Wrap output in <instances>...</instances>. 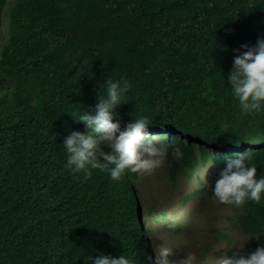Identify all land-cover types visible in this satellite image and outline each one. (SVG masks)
Returning a JSON list of instances; mask_svg holds the SVG:
<instances>
[{
  "label": "trees",
  "instance_id": "trees-1",
  "mask_svg": "<svg viewBox=\"0 0 264 264\" xmlns=\"http://www.w3.org/2000/svg\"><path fill=\"white\" fill-rule=\"evenodd\" d=\"M258 36L264 0H0V264H85L97 250L148 264L157 235H177L154 207L136 223L124 180L92 169L81 181L64 167L63 137L84 129L70 113L91 111L108 79L132 85L121 129L146 116L147 131L183 151L165 161L169 183L211 162L219 172L238 152L264 177V111L241 112L227 84L233 49ZM229 206L227 221L256 237L223 254L264 245V195Z\"/></svg>",
  "mask_w": 264,
  "mask_h": 264
},
{
  "label": "clouds",
  "instance_id": "clouds-1",
  "mask_svg": "<svg viewBox=\"0 0 264 264\" xmlns=\"http://www.w3.org/2000/svg\"><path fill=\"white\" fill-rule=\"evenodd\" d=\"M221 47L222 50L226 48ZM233 52L238 54L233 56L227 73V84L233 99L245 114L264 111V37L258 36L252 45L242 43ZM131 87L130 81L123 77L118 81L106 80L105 90L103 94H97V102L91 111L79 109L70 113L74 120L83 122L84 129L71 130L60 144L66 156L64 167L73 174L74 179L87 180L91 176V170L98 169L107 172L110 180L122 179L129 184L130 192L136 198L134 219L142 227L144 218L135 185L137 178L132 179L125 173H136L137 177L151 175L162 165L165 168L169 155L180 159L183 151L170 141L162 142L157 137L165 134L162 131L156 134L154 130L147 131L146 126L150 123L146 116L133 117L124 122L121 129L116 110L122 102L127 101L124 97ZM251 161L252 158L245 152L226 157L224 167L211 184V194L217 203L239 207L248 200L261 201L264 195V177H257L256 164ZM211 164L212 162L208 167ZM154 223L155 221L151 222V225ZM165 228L170 232L174 231L176 224H166ZM244 237L246 238L245 235ZM249 237L254 238L256 235L248 236L238 245L226 244L213 251L233 245L240 249ZM97 251L95 256L88 254L84 257L85 264L89 261L91 264H134L126 255L114 256ZM144 253L148 264H196L197 259L193 252H186L178 259H169L173 256V249L161 244H156L153 249L145 248ZM214 264H264V245H258L247 255L233 253L229 256L222 253L216 257Z\"/></svg>",
  "mask_w": 264,
  "mask_h": 264
},
{
  "label": "rangeland",
  "instance_id": "rangeland-1",
  "mask_svg": "<svg viewBox=\"0 0 264 264\" xmlns=\"http://www.w3.org/2000/svg\"><path fill=\"white\" fill-rule=\"evenodd\" d=\"M217 177L218 172L211 165L200 168L189 178L181 176L175 184L168 183L163 165L151 175H138L135 185L138 188L141 213L154 207L155 212L159 210L163 213L162 221L167 224L174 222L178 227V233L173 239L157 235L155 241V245L161 244L173 249V256L169 259H178L186 252H193L196 254V264H214L216 257L226 247L213 249L227 244L214 239L215 228H226L231 234V244L238 245L246 239L243 233L227 221V216L235 212L232 206L219 204L213 199L211 184ZM155 218L159 219L160 214H156ZM152 225L155 230L159 228L156 223Z\"/></svg>",
  "mask_w": 264,
  "mask_h": 264
}]
</instances>
